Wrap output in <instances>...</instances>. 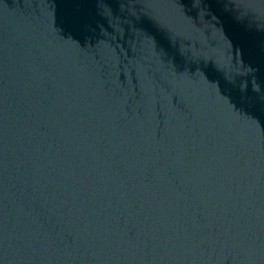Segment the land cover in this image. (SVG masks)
Wrapping results in <instances>:
<instances>
[{"label":"water","instance_id":"water-1","mask_svg":"<svg viewBox=\"0 0 264 264\" xmlns=\"http://www.w3.org/2000/svg\"><path fill=\"white\" fill-rule=\"evenodd\" d=\"M0 264H264V0H0Z\"/></svg>","mask_w":264,"mask_h":264}]
</instances>
